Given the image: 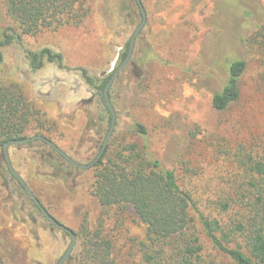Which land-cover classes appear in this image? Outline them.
<instances>
[{
  "label": "rangeland",
  "instance_id": "obj_1",
  "mask_svg": "<svg viewBox=\"0 0 264 264\" xmlns=\"http://www.w3.org/2000/svg\"><path fill=\"white\" fill-rule=\"evenodd\" d=\"M142 2L147 23L130 61L108 91L117 119L107 149L146 144L163 167L176 170L180 183L186 174V181L207 196L236 173L233 165L223 162L224 157L216 160L219 137L224 136L233 146L252 143L255 137L264 139V95L255 88L264 77L262 67L246 55L242 42L255 29L254 25L245 28L246 11L257 19L264 0ZM87 5L90 14L80 26L42 29L26 36L24 46L5 48L0 70V83L19 86L26 100L43 114L41 121L47 122L40 134L82 164L98 155L110 123L102 96L78 69L88 70L97 81L106 79L122 63L126 44L142 21L136 0H87ZM10 24L0 8V38ZM44 47L61 52L66 69L47 63L32 71L25 48ZM237 58L248 60L242 99L219 113L212 98L227 84L229 66ZM129 116L146 127L145 140L132 131ZM9 152L13 167L35 196L77 235L63 264L82 263L84 228L94 229L102 219L105 234L116 240L119 264H132L146 227L132 209L118 215L122 216L119 222L115 210L106 218L93 195L94 167H70L52 150L37 145H12ZM185 163L192 173H185ZM6 185L0 192V253L5 263L57 264L70 245V235L52 225L16 182ZM206 244L210 257L232 264Z\"/></svg>",
  "mask_w": 264,
  "mask_h": 264
},
{
  "label": "trees",
  "instance_id": "obj_2",
  "mask_svg": "<svg viewBox=\"0 0 264 264\" xmlns=\"http://www.w3.org/2000/svg\"><path fill=\"white\" fill-rule=\"evenodd\" d=\"M0 8L11 20L0 38V70L5 48L24 46L26 36L36 35L42 29L80 26L90 14L87 0H0ZM244 22L245 28L251 29L252 25L255 28L242 40L246 55L261 65V75L264 76V10L257 19H251V13L246 11ZM129 47L130 41L121 55L122 61ZM25 54L34 72L47 63L66 69L63 54L50 47L25 48ZM247 69L248 60L245 58L231 62L227 84L212 98L217 112H226L240 103L242 79ZM78 70L86 83L102 96L111 125V112L103 93L112 74L97 81L88 70ZM255 88L264 95V77ZM42 117L35 105L26 100L19 86L0 83V192L4 184L11 181L26 191L8 165L5 166L4 145L14 139L29 137L26 135L32 131L37 132L30 137L41 135L40 131L45 129L47 122L43 123ZM129 118L132 131L145 140L148 135L146 127ZM217 142L216 160L224 157L223 162L233 165L236 173L207 196L186 181V174L180 183L176 170L163 167L152 157L146 144L140 147L137 143H127L116 150L107 149L94 166L97 173L93 195L106 218L115 210L119 222L122 216L118 215L132 209L146 227L145 239L137 243L132 264H224L209 256L206 242L232 264H264V139L255 137L252 143L233 146L223 136ZM34 145L52 150L68 166H73L46 142L27 144ZM184 166L185 173H192L188 164ZM34 206L40 211L35 203ZM105 222L102 219L91 230L84 228L81 264H119L116 240L105 234ZM2 238L0 233V240ZM0 264H6L1 253Z\"/></svg>",
  "mask_w": 264,
  "mask_h": 264
},
{
  "label": "water",
  "instance_id": "obj_3",
  "mask_svg": "<svg viewBox=\"0 0 264 264\" xmlns=\"http://www.w3.org/2000/svg\"><path fill=\"white\" fill-rule=\"evenodd\" d=\"M136 2L140 8V12L142 15V21L137 26V28L135 29V31L133 32V34L131 36L130 47H129V51H128L126 58L117 67V69L112 73L111 78L109 79V81L107 82V84L105 86L103 94H104V98H105L107 107L109 108V110L111 112V125H110L109 132H108V134L104 140V143H103L98 155L95 157V159L92 160L88 164L79 163L76 160H74L71 156H69L64 150H62L57 144H55L53 141H51L50 139H48L47 137L42 136V135H36L33 137H26V138H22V139H14V140H11V141L5 143V145H4V156H5L8 168L11 171V173L13 174V176L24 186L28 195L31 197V199L34 201V203L38 206V208L40 209L41 213L45 216V218L52 225H54L55 227L65 231L71 237V242H70V245H69L67 251L65 252V254L62 256V258L59 260V262L57 264H63L68 259V257L70 256L71 252L73 251V249L76 245L77 235L73 230L67 228L62 223H60L57 219H55L45 209V207L41 204L39 199L33 193L32 189L26 183L25 179L13 167L12 162H11V158H10L9 149L12 145H26V144L33 142V141H43V142H46L49 146H51L57 153H59L61 156H63L66 159V161H68L74 167L79 168V169H85V170L90 169V168L94 167L101 160L102 156L104 155V153L107 149V146H108L109 140L111 138V135L113 133V130H114V127L116 124V119H117L116 111H115L114 107L112 106V103H111L110 98H109V93H108L109 88H110L111 84L113 83V81L118 77L119 73L125 68V66L130 61V59L133 55L134 49H135L137 37L139 36L141 31L144 29V27L147 23V12H146V9L144 7L142 0H136Z\"/></svg>",
  "mask_w": 264,
  "mask_h": 264
},
{
  "label": "flooded vegetation",
  "instance_id": "obj_4",
  "mask_svg": "<svg viewBox=\"0 0 264 264\" xmlns=\"http://www.w3.org/2000/svg\"><path fill=\"white\" fill-rule=\"evenodd\" d=\"M94 159H95V158H94ZM94 159H93V160H94Z\"/></svg>",
  "mask_w": 264,
  "mask_h": 264
}]
</instances>
